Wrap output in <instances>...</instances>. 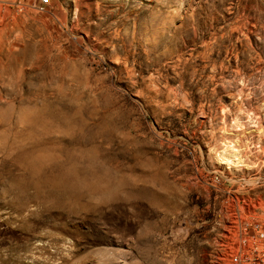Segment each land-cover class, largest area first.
I'll list each match as a JSON object with an SVG mask.
<instances>
[{
    "label": "rangeland",
    "instance_id": "obj_1",
    "mask_svg": "<svg viewBox=\"0 0 264 264\" xmlns=\"http://www.w3.org/2000/svg\"><path fill=\"white\" fill-rule=\"evenodd\" d=\"M254 225L264 0H0V264H234Z\"/></svg>",
    "mask_w": 264,
    "mask_h": 264
},
{
    "label": "built area",
    "instance_id": "obj_2",
    "mask_svg": "<svg viewBox=\"0 0 264 264\" xmlns=\"http://www.w3.org/2000/svg\"><path fill=\"white\" fill-rule=\"evenodd\" d=\"M40 6H49L51 0H37ZM256 235L242 238L239 242V253L232 262L234 264H264V232L259 225L253 226Z\"/></svg>",
    "mask_w": 264,
    "mask_h": 264
}]
</instances>
